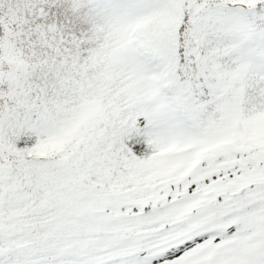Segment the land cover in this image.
<instances>
[{"label":"snow or ice","instance_id":"obj_1","mask_svg":"<svg viewBox=\"0 0 264 264\" xmlns=\"http://www.w3.org/2000/svg\"><path fill=\"white\" fill-rule=\"evenodd\" d=\"M0 264H264V0H0Z\"/></svg>","mask_w":264,"mask_h":264}]
</instances>
